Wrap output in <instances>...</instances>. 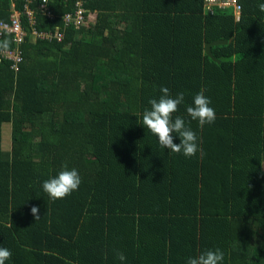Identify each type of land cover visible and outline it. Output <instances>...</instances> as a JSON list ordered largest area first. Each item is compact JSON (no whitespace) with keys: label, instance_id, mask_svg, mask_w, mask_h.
I'll list each match as a JSON object with an SVG mask.
<instances>
[{"label":"trees","instance_id":"1","mask_svg":"<svg viewBox=\"0 0 264 264\" xmlns=\"http://www.w3.org/2000/svg\"><path fill=\"white\" fill-rule=\"evenodd\" d=\"M80 2L79 27L61 42L74 0L46 10L0 0V21L17 10L27 31L20 43L4 38L18 66L0 63L5 264H186L217 248L221 264H264V0H238L239 19L207 0ZM215 41L226 44L207 51ZM161 86L184 93L173 118L196 133L195 156L163 149L142 125ZM201 90L216 114L202 127L186 113ZM63 165L81 184L52 200L41 185Z\"/></svg>","mask_w":264,"mask_h":264},{"label":"clouds","instance_id":"2","mask_svg":"<svg viewBox=\"0 0 264 264\" xmlns=\"http://www.w3.org/2000/svg\"><path fill=\"white\" fill-rule=\"evenodd\" d=\"M238 3V0H237ZM43 4H47V0H43ZM77 5L83 9L80 0H74L72 12L76 15ZM79 7V8H80ZM258 8L264 12V3H260ZM64 13L62 16L66 14ZM69 27H75L73 24ZM63 28V33L66 28ZM65 40V33L64 39ZM10 41L8 39L0 40V50L8 49ZM161 95L158 98L149 99L150 108H146L139 115L141 116L142 125L147 128L154 136L157 137L160 147L167 148L174 153H182L185 157L195 156L198 152V143L196 133L186 125L185 120L181 116H175L173 113L178 111V106L184 103V93L178 92L173 97L170 94L169 88L161 86L159 89ZM211 100L204 95L203 91L197 92L192 104L186 106V113L191 120L198 121L199 126L206 123L211 124L216 119L214 108L210 107ZM174 135L179 138V143L174 142ZM81 184V176L77 169L68 168L63 165L55 176H50L42 182V190L52 200L63 199L70 195L73 191L78 190ZM35 221L41 217L38 215V206H33L30 209ZM116 258L123 262L126 260L125 255L114 250ZM12 256V252L6 247L0 246V264H5ZM224 259V253L219 249L209 250L205 249L197 256H190L186 260V264H221Z\"/></svg>","mask_w":264,"mask_h":264},{"label":"built area","instance_id":"3","mask_svg":"<svg viewBox=\"0 0 264 264\" xmlns=\"http://www.w3.org/2000/svg\"><path fill=\"white\" fill-rule=\"evenodd\" d=\"M229 2H227V0H207L206 5L207 9L209 10L210 8H212L211 6H218L220 8H226L229 6H234L236 8V16L237 19H239L241 11H240V6L238 5V3L236 2L235 5H228ZM46 4L41 5L43 10H46L47 7H44ZM15 6V2H13V7ZM24 9L27 12V14H29L31 16L30 20L32 22H35L34 19V10L31 6V4L29 3H25L24 5ZM76 15L72 12H68L64 15L63 19L66 22V27L71 24H73L75 27H79V19L83 18V9L77 8L76 10ZM33 17V18H32ZM35 34L41 35L43 38H45L46 36H52L51 33L49 32H43V33H39L38 31L34 30ZM8 34H12L13 36V41L14 42H18L20 43L24 36L27 34V31L25 30V28L23 27V23H22V17L20 12H18L17 10H14V12L11 14L10 17V21H0V40H3L5 38V36H7ZM56 36L58 37L59 41H63L64 39V33L63 31H57L55 32ZM4 59H10L13 61L12 67H17L18 63L21 61V56L20 53L18 52L17 49H6V50H0V63L3 62Z\"/></svg>","mask_w":264,"mask_h":264},{"label":"rangeland","instance_id":"4","mask_svg":"<svg viewBox=\"0 0 264 264\" xmlns=\"http://www.w3.org/2000/svg\"><path fill=\"white\" fill-rule=\"evenodd\" d=\"M227 2H229L228 5H235L237 0H227ZM91 18L95 19L96 18V14L92 13L91 14ZM6 129H7L8 132H6L7 134H5V139H4L5 141H4L3 148H4L5 151H8L7 148L9 146V144H10L9 130L11 131L10 124H9V126L6 127Z\"/></svg>","mask_w":264,"mask_h":264},{"label":"water","instance_id":"5","mask_svg":"<svg viewBox=\"0 0 264 264\" xmlns=\"http://www.w3.org/2000/svg\"><path fill=\"white\" fill-rule=\"evenodd\" d=\"M219 44H226V41H215L213 43H208V44H206V50L207 51H210L211 46H213V45H219Z\"/></svg>","mask_w":264,"mask_h":264}]
</instances>
